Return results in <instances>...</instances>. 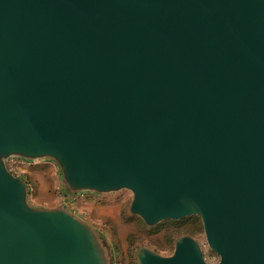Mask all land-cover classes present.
Returning a JSON list of instances; mask_svg holds the SVG:
<instances>
[{
  "label": "water",
  "instance_id": "obj_1",
  "mask_svg": "<svg viewBox=\"0 0 264 264\" xmlns=\"http://www.w3.org/2000/svg\"><path fill=\"white\" fill-rule=\"evenodd\" d=\"M10 158L264 264V0H0V264H109L78 217L27 204ZM135 260L209 264L187 236Z\"/></svg>",
  "mask_w": 264,
  "mask_h": 264
},
{
  "label": "rangeland",
  "instance_id": "obj_2",
  "mask_svg": "<svg viewBox=\"0 0 264 264\" xmlns=\"http://www.w3.org/2000/svg\"><path fill=\"white\" fill-rule=\"evenodd\" d=\"M17 177L27 187L30 207L52 210L63 207L92 228L102 240L109 264H136L135 251L147 248L169 256L180 237H191L200 246L204 259L216 264L219 257L207 246L201 220L196 216L146 225L129 212L132 194L121 190L108 194H67L55 161L33 160Z\"/></svg>",
  "mask_w": 264,
  "mask_h": 264
},
{
  "label": "built area",
  "instance_id": "obj_3",
  "mask_svg": "<svg viewBox=\"0 0 264 264\" xmlns=\"http://www.w3.org/2000/svg\"><path fill=\"white\" fill-rule=\"evenodd\" d=\"M5 164L9 173L18 176L19 172H23L25 167L27 168L28 166H31L32 162L19 158H10L6 160Z\"/></svg>",
  "mask_w": 264,
  "mask_h": 264
}]
</instances>
